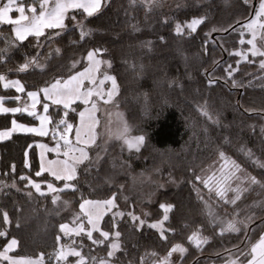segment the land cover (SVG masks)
I'll list each match as a JSON object with an SVG mask.
<instances>
[{"label":"trees","instance_id":"trees-1","mask_svg":"<svg viewBox=\"0 0 264 264\" xmlns=\"http://www.w3.org/2000/svg\"><path fill=\"white\" fill-rule=\"evenodd\" d=\"M251 7L252 0L248 4L243 0H105L102 10L92 17L81 10L69 11L64 29H46L39 38L16 41L10 52L4 51L0 34V75L17 79L24 89L17 92L0 81L3 105L30 110L28 90L71 75L86 64L90 49H100L102 69L116 79V105L124 111L132 132L145 137L139 151L128 152L119 139L98 138L71 181L56 180L48 172L35 175L40 171L36 143L52 135L62 119L61 106L49 104L47 136L16 131L0 139V213L6 211L10 218L5 225L0 216V231L8 233L0 237V251L12 236L18 241L12 253L42 254L52 264L60 241L66 239L60 224L72 223L77 215L83 219L81 200L115 195V209L124 215H103L101 229L109 232L108 240L94 244L92 240H104L98 231H93L92 240L84 232L74 235L87 255L85 264L107 256L109 241L117 231L120 247L110 258L115 264H154L176 244L184 248L176 264L223 263L229 258L247 262L250 255L240 253H250L249 246L264 231V202L250 222L246 218L241 231L220 232L206 204L228 217L238 215L234 204L221 200L196 177L222 152L255 177L256 197L264 201V70L259 66L262 56L248 51L249 32L241 27ZM73 15L76 20L70 18ZM201 17L205 20L196 32L188 34L185 28L184 34L177 35V23ZM77 21L90 30L84 39ZM0 29L11 33L9 24H1ZM235 52L246 54L247 59ZM33 58L41 65L18 71ZM229 64L238 68L233 76L236 86L224 71ZM17 96L19 100L14 99ZM37 107L39 114L43 108ZM28 113L0 112V129L9 127L12 120L36 124V116ZM75 117L76 110H71L68 119ZM26 161L30 167H25ZM21 175L40 183L45 195L26 187ZM48 182L58 191L46 190ZM54 195L60 197L55 204ZM161 205L172 206L166 221ZM159 219L163 237L149 223ZM194 234L202 238L199 246L189 239Z\"/></svg>","mask_w":264,"mask_h":264},{"label":"snow or ice","instance_id":"snow-or-ice-1","mask_svg":"<svg viewBox=\"0 0 264 264\" xmlns=\"http://www.w3.org/2000/svg\"><path fill=\"white\" fill-rule=\"evenodd\" d=\"M245 4L249 3V0H243ZM36 4L39 5V14H37V7ZM105 6V0H53L52 6H49V0H33V3L25 5L23 3V0H7L6 3H3L2 6H0V24H10L14 25L13 32L15 34V38L17 41H24L29 36H35L37 38L44 35V29H53V28H59L64 29L65 26V19L67 17V13L71 9H83L84 12L87 13L89 17H92L94 14L99 13L102 8ZM17 12L19 13L18 18L13 19L9 14L11 12ZM26 11L28 13H31V15L26 14ZM256 17L257 19L251 20V22L241 24L242 28H247L248 31L253 33V39L249 40L248 43L252 45L251 48V54L252 56H262L264 57V51H261L259 48L256 47L255 44V35H256V28L259 26L260 28H264V24L258 25V20L260 18H264V0H261V3L259 5V10L256 11ZM72 20H76V16L73 15L70 17ZM205 18H193L191 21L180 24L177 23L175 25V31L177 35L184 34L185 28L189 29V33H194L197 30V27L204 23ZM239 23V22H238ZM78 26L81 28V39H84L85 36L90 35V30H86L85 25L83 21H77ZM213 32L216 31V29H212ZM58 34V33H57ZM51 37H49L50 39ZM214 42V41H213ZM241 43H244L243 40L240 41ZM208 41H205V49H207ZM59 51V50H57ZM102 50L95 49L93 51H89L87 53V60L89 61V65L85 68L83 72H79L75 76H70L67 81H64L63 84L61 81L57 80L55 83H53L50 87L44 88L41 91L44 94L45 100H51V103L53 105H63L65 109H68L72 103H74L77 100H81L84 104H88L90 101L92 102L91 109H86L85 111H81L79 113L80 119H81V125L76 129L75 133V142L76 144H90L95 142V125L98 123V121L95 118V112L97 110V103L95 100H92L93 96H96L98 99L103 100L105 104L109 103L116 92V79L115 77L105 75L103 79L99 80L97 82L96 79V73L99 71V66L101 64V61L99 59H96L97 53H100ZM233 55L240 56V52L232 53ZM243 59H247V55L245 54L243 56ZM251 63V61H249ZM37 61L35 58L32 60L24 63L20 66L18 71H25L32 65H36ZM239 63V62H238ZM110 66V65H109ZM259 66L261 70H264V60H261L259 62ZM238 68H233L231 64H229L225 69L226 77L232 81L233 86H236V81L233 79L234 72L237 71ZM6 79L5 76L0 75V81H4ZM85 80L88 81L90 87L85 88L84 82ZM106 80H110L112 83L111 89L108 90L107 93L103 90V85ZM210 84L215 83V81L210 80ZM5 88L14 87L17 92H23L24 89L20 85L19 81H8L4 84ZM28 97H30L33 101L31 107L34 109L36 107L37 101V92H28ZM105 96H107V99H105ZM14 99L19 100L20 97H15ZM27 107L21 108V107H13V108H7L3 107V98L0 97V112L4 113H19L21 111H26ZM43 111L44 113H48L49 111V104L45 102L43 104ZM86 113H87V119H86ZM31 116H36L35 111H30L28 113ZM68 115L67 111L64 113V116L66 117ZM205 115H207V112H205ZM38 119L41 122V126L39 129L37 128H24L23 125H18L15 120H12V128L10 130L6 131H0V139L10 138L12 132L16 131L17 128H21L24 131L28 132H35L40 136H47L49 134L48 130L45 128V123L50 122L48 116H40ZM61 125H64L63 131L59 132L57 129L60 128ZM73 129V125L71 123H67L65 119H60L57 124L55 125V128L52 132L53 139H56L57 136L59 139L56 143L55 149H48L47 145L40 144L39 147L44 150L48 151H56L59 153V150L61 148L60 141H63V147L66 149L63 153L65 157L69 156L70 152H76L79 151L80 157L76 159V163L82 162L84 159H87V153L84 151V148H77L73 141L68 138V133H70ZM124 140V143L131 149L135 148L136 151H139V146L144 143L145 137L143 135L136 136L134 138H129V128L125 124L122 132L120 133L119 137ZM31 147V146H29ZM27 155V153H25ZM221 158L224 157V153H220ZM41 158L43 161V152L41 153ZM55 165V166H53ZM25 167H30L25 162ZM261 167H264V164H261ZM237 170H239V167L236 166ZM45 171H48L52 174V176L55 177L56 180H65V181H71L75 178L76 175V168L74 164H69L67 160L61 162V161H49L47 165H45L43 162L41 163L40 171H37L35 175L37 177L41 176ZM11 172H15V165H11ZM7 175V174H6ZM231 176H234V173H225L221 177H219L216 180L217 184V195L224 196L228 191L233 190L231 188V185L227 183V181L230 179ZM20 180L27 181V186H31L35 189L37 193H40V195H45L44 192L41 191V184L34 182L29 176L21 175L19 177ZM197 180H201V177L197 176ZM213 179V177H209L208 180H202V183L205 187H209V180ZM239 179V177H237ZM249 185L257 184L258 181L255 179V177H248ZM13 186H15L13 184ZM264 187V185H261ZM71 187L69 184H65V188ZM47 188L51 192H57L58 190L53 186L52 182L47 183ZM63 189H60L62 191ZM211 191V188L209 189ZM247 189H237L236 191L239 193L240 191H246ZM29 195H32L31 192L28 193ZM60 199L59 195H54L52 197V203L55 204ZM115 195L111 197L108 200L105 201H91V200H85L83 203L80 204L81 212L84 213V215L87 217V223L92 225V229L88 230L86 235L88 239L92 240L93 231H100V229L97 227V222L101 218L102 214L99 209L101 206H104L107 208L108 211L111 210V208L115 207ZM235 199H239V194L231 201L235 202ZM161 208H164L165 215L163 217V221L168 220L167 212L171 209V205H168L165 207V205H161ZM117 215H124V213H117ZM129 215H132L129 213ZM0 216H2L3 224L7 225L10 223L9 214L6 211H3L0 213ZM133 220H138L141 225L144 224V221L141 220L139 217L133 216ZM248 221L250 222L253 218L248 217ZM78 221H81V217L77 215L74 217L72 223L76 225L75 228L70 229L68 224H61L60 230L65 235L71 234V232H75L77 236L80 235L81 232L85 231L84 224L81 221L77 224ZM163 221H160V225L162 226ZM244 223V222H240ZM18 226V225H17ZM150 227H157V224H151ZM223 231H230V232H239L241 229L237 226L236 221H230L227 223L226 227L223 229ZM7 231L3 230L0 231V237L7 236ZM100 235L104 238V240H92L94 244H100L103 243L105 240L109 239V232L107 231H100ZM120 232H115L114 236L118 239L120 237ZM161 236L163 237V230L161 231ZM60 237H57V240H59ZM190 240L195 239V234L192 237H189ZM203 241H198L197 246H199V243ZM18 245V241L16 238H11L6 245L4 246L3 251H0V260L2 261H8L9 264H42L43 261V255L41 254V257L37 260H23V259H13L8 256V253L12 251L16 246ZM120 245L118 242H111L110 248L111 250L108 251L107 256L111 257L114 255V252L119 249ZM181 251L183 252L184 249L180 247V245H176L172 248V252L175 251ZM243 256H251L250 259L247 260V264H264V236H261V239L259 243L254 244L251 247L250 253L241 252L240 253ZM72 255L79 257V260L77 261V264H84L85 258L81 255L79 251H76L74 248H71L69 246V250L65 251L63 248L58 251L57 253V259L58 260H65L67 256ZM171 255V252L169 253ZM93 264H109L108 260L106 258H99L97 262V258H93ZM160 264H167V257H165L163 260L160 261ZM231 264H237L236 261H232Z\"/></svg>","mask_w":264,"mask_h":264},{"label":"rangeland","instance_id":"rangeland-1","mask_svg":"<svg viewBox=\"0 0 264 264\" xmlns=\"http://www.w3.org/2000/svg\"><path fill=\"white\" fill-rule=\"evenodd\" d=\"M142 1L148 3V2H150L152 0H142ZM6 2H7V0H0V6H2V4L6 3ZM52 2H53V0H49V6L50 7L52 6ZM23 3L25 5H28V4L33 3V0H23ZM260 3H261V0H255V6L253 8V14H252L251 18L245 23L251 22V20H253V19H257L256 11L259 10ZM35 6L37 7V14H39V5L36 4ZM72 10H81L84 13L83 15L88 16L87 13L84 12L83 9H71L69 11H72ZM26 14L31 15V13H28L27 11H26ZM68 14H69V12L67 13V15ZM9 15L13 19H16V18H18L19 13L13 11ZM64 23H65V26H66V19H65ZM259 24H264V18H260L258 20V25ZM10 26H11V33L7 32V30L0 29V34L4 38V51L5 52L12 51V49L14 48L15 43L17 41L16 38H15V34L13 32V28L15 26L14 25H10ZM55 29L61 30L59 28H55ZM244 29L248 31L247 28H244ZM45 30L46 29H44V31ZM248 32H249V39L248 40H252L253 39V33L250 32V31H248ZM254 42H255L257 48H259L261 51H264V28H260L259 26H257L256 35H255V41ZM251 48H252V45L249 44L248 51L250 53H251ZM89 51H93V49H90ZM241 56H244V53H241ZM86 57H87V54H86ZM96 59H99L101 61V64L99 66V71L95 74L97 82H99V80L103 79L105 75L113 77V75L110 74V72L105 71V70L102 69V59H100V57L98 55H96ZM261 60H264V57H262ZM37 65L40 66L41 63H37ZM88 65H89V61L86 58V64L82 68H80L77 71H75L74 73H72L71 75H69V76H67L65 78L55 79V80L51 81L50 83L42 86L39 89L28 90L26 92V97L28 99V102H27L26 105L31 107V105L33 103L32 99L30 97H28V95H27L28 92H37L38 93V96H37V101L38 102L36 103V108H34V109L31 108L30 110L27 108L26 111H29V112L30 111H35L36 112V110L38 108L37 104L38 105H42V108H43V104L45 102H47L48 104H52L51 100H47V101L45 100L44 94H43V92L41 90L44 89V88L50 87L57 80L61 81V83L63 84V82L67 81L70 76H75L79 72H83ZM8 81H18V80L15 79V78H9V79H5L4 81H1V84L4 85ZM20 85H21V83H20ZM84 85H85V88L91 86V85H89L87 80H85ZM111 87H112L111 81L110 80H106L104 85H103L104 92L107 93L108 90L111 89ZM116 92H117V88H116ZM116 92H115V95L113 96L112 100L109 103H107V104H105L103 102V100L98 99L96 96L92 97V100H95L96 103H97V110L95 112V118L98 121V123L95 125V129H94L95 142L87 144V145H85L83 143L77 145L76 142H75V133H76V129L78 127H80V125H81V119H80L79 113L81 111H85L86 109H91L92 102L90 101L88 104H84L81 100H77L74 103H72L71 106L68 109H65L63 107V105H59V106L62 107L61 118L65 119L67 121V123H71L73 125L72 131L70 133H68V138L73 141V144L77 148H84V151L87 153V156L89 154V149L92 147V145H94L96 143L97 139L102 137V136L119 139L121 141V143L123 144V146H124V148H125V150L127 152L135 149V148H131L130 149L124 143L123 139L118 138L120 133L122 132L125 124L129 128V138H134V137L140 136V135L135 134V133L132 132L130 123L128 122V120L126 118L124 111L116 105V103H115ZM105 99H107V96H105ZM76 103H78V104H76ZM77 105H79V107ZM3 107H6V106L3 105ZM7 108H12V107H7ZM71 110H76V117H75L74 120L68 119V115L66 117L64 116V113L66 111H67V113H69ZM45 115L49 117V114L44 113V111L42 109V111L39 114L36 115V118H37V123L36 124H26V123H22V122H19V121H16V122H17L18 125H23L24 128H37V129H39L40 126H41V122L38 119V117L45 116ZM49 119H50V117H49ZM86 119H87V113H86ZM48 127H49V122H46L45 123V128L47 129ZM11 128H12V124L9 127H7V128L0 129V131L10 130ZM63 128H64V125H62L59 129H57V131L62 132ZM16 131L33 133V134L38 135L35 132L24 131L21 128H17ZM16 131H14V132H16ZM58 139H59L58 136H57L56 139H53V136L50 135L49 138H43V139L37 141L35 149H36L37 162H38L39 169L41 168V163L42 162L45 165H47V163L49 161H61V162H63L65 160H67L69 164H74L76 169H77L78 165L81 163V162L80 163H76L75 162L76 159H78L80 157L79 151L70 152L68 157H65L63 155L64 151L66 150L63 147V141H60L61 148L59 150V153H57L56 151L44 150V149H41L39 147L40 144H44V145H47L48 149H55ZM42 152H43V161H42V158H41V153ZM53 166H55V165H53ZM236 166L237 165L234 164L228 158L219 157L215 161H213L206 168L204 174L201 176V181L202 180H208L209 177H213V179L209 180V187H207V189L209 190L211 188V192L213 194H215L216 196H218L221 200L225 201L226 203H228L230 205L234 204L235 210H236V212L238 214L237 216L228 217V216H226V215H224L222 213H219L215 209L214 206H212V205L207 203L206 204V210L209 213L211 219H213V221H215L217 223L218 230L220 232H230V231H223V229L226 227L227 223L230 222V221H236L237 222V226L240 229L242 228V226L244 227L246 218L252 217L253 214L255 213V211L264 202L263 199H261V197H256V193H255L256 190H254V185H249V181H248L247 178L248 177H252V176L250 174H248L246 171H244V170H242L240 168H239V170H237ZM45 172H48V171H45ZM48 173L51 174L50 172H48ZM225 173H234V176H231L230 179L227 181V183L231 185V188L233 190L228 191L224 196H219V195H217V191H216V189L218 187L217 184H216V180L219 177H221L223 174H225ZM237 177H239V179H237ZM237 189H247V190L246 191H240L238 193L236 191ZM46 190H48V188ZM247 193L249 195L246 197ZM238 194H239V199H235L234 203L231 202ZM111 197L105 198V199L85 198V199L81 200L80 204L83 203L85 200L105 201V200L110 199ZM99 211L101 213H103L101 218L97 222V227L100 229V231H103L101 229V220H102V217H103V215L105 213L110 212L113 216H120V215H117V212H120V211L116 210L115 207L111 208V210L108 211L106 207L101 206ZM81 214L83 216V219L81 221L85 222V225H84L85 231H84V233H87L88 230L92 229V225L87 223V217L84 215V213L81 212ZM81 221L77 222V224L80 223ZM160 221H162V219L151 221L149 223H150V225L151 224H157V227H155V228H157L159 230V232L161 233L162 226L159 223ZM240 222H244V223H240ZM61 224H68L70 229L76 227V225H74L73 223L68 222V221H63ZM100 231H98V232L100 233ZM62 235L65 236L66 239H64L62 242L60 241V243H59V245L57 247L56 253L54 255V259L52 260V264H77V261L79 260V257H76V256L69 255V256H67V258L65 260H58L57 259L58 251L61 250V248H63L65 251H68L69 250V246L71 248H74L76 251H79L81 253V255L85 258V261H86L87 255H86L85 252H83V250H81L82 246L79 245V243L77 242V239L74 237V235H76L75 232H71V234H69V235H65L62 232ZM261 236H264V231H263ZM261 236L255 243H253L252 245L249 246L250 250H251V247L254 244L259 243V241L261 239ZM11 238H13V237L10 236L5 241L4 246L6 245V243ZM201 239L202 238L196 234L195 239H192L191 242L195 246H197L198 241H201ZM111 242H118V240L114 236V234H113V238L109 241V250L108 251L111 250V248H110V243ZM176 245H179V244H176ZM176 245H174L173 247H175ZM199 245H200V243H199ZM4 246H3V249H4ZM180 247L183 248L181 245H180ZM170 252H171V255L168 254V255H165V256L161 257L154 264H160V261L163 260L165 257H167V264H176L177 259H179L184 253V251L181 252L179 250H177L175 252H172V251H170ZM8 256L13 258V259H17V260H19V259H23V260H37V259H39L41 257V255L36 256V257L23 256V255H19V254H14L11 251L8 253ZM103 258H106L108 260L109 264H115L113 261H111V259H110L111 257L106 256V257H103ZM250 258H251V256H250ZM232 261H236V260L235 259L233 260L232 258H229L227 261H225L223 263H210V264H231ZM97 262H98V260H97ZM236 262H237V264H247V262H243V263L240 262V261H236ZM6 264H9V262L6 261ZM42 264H49L47 261H45L44 257H43ZM84 264H85V262H84Z\"/></svg>","mask_w":264,"mask_h":264},{"label":"water","instance_id":"water-1","mask_svg":"<svg viewBox=\"0 0 264 264\" xmlns=\"http://www.w3.org/2000/svg\"><path fill=\"white\" fill-rule=\"evenodd\" d=\"M254 6H255V0H252V7H251V10H250V14H249V16L246 19H244V20L241 21L242 23L247 22L251 18L252 14H253V8H254Z\"/></svg>","mask_w":264,"mask_h":264},{"label":"crops","instance_id":"crops-1","mask_svg":"<svg viewBox=\"0 0 264 264\" xmlns=\"http://www.w3.org/2000/svg\"><path fill=\"white\" fill-rule=\"evenodd\" d=\"M49 120H50V119H49ZM49 129H50V128L48 127V128H47L48 132H49Z\"/></svg>","mask_w":264,"mask_h":264}]
</instances>
